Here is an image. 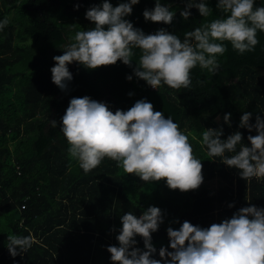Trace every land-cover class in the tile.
Wrapping results in <instances>:
<instances>
[{
    "label": "trees",
    "instance_id": "obj_1",
    "mask_svg": "<svg viewBox=\"0 0 264 264\" xmlns=\"http://www.w3.org/2000/svg\"><path fill=\"white\" fill-rule=\"evenodd\" d=\"M101 2L0 0V21H9L0 31V264H112L107 246H118L120 216L125 212L139 216L149 205L166 213L164 222L152 233L157 249L154 258L160 259L159 248L169 244V226L178 229L187 220L206 228L249 204L264 208V179L245 181L238 170L223 164L222 158L208 156L202 144V133L208 127H222V139L238 130L245 144L249 134H256L238 125L245 111L252 112L250 123H255L257 114L264 119V32L257 31L259 43L254 51L244 54L224 41L227 50L218 56L219 71L210 75L197 65L190 73L191 89L176 90L162 84L156 90L134 75L129 81L125 77L132 74V67L118 60L96 69L69 64L73 79L62 91L51 80L52 57L63 54V46L74 42L77 31L94 27L84 14ZM109 2L116 6L123 0ZM160 2L175 13L172 24L145 21L143 10L152 9L155 0H140L125 19L145 34L163 27L183 40L186 31L222 15L216 0H206L212 15L204 18L191 8L188 20L179 14L184 0ZM74 4L80 5L78 10ZM255 5L264 6V0H255ZM133 51L135 67L140 50ZM85 95L105 102L113 113L126 111L145 98L155 111L171 117L188 135L194 156L201 160L200 187L181 192L170 190L164 180L145 183L108 158L85 174L78 160L68 154L69 145L59 127L69 100ZM228 112L230 126L222 120ZM52 119L57 121L55 128L49 124ZM213 178L221 183L216 191L208 182ZM3 214L7 215L4 222ZM174 220L178 222L170 223ZM113 227L116 231H110ZM29 233L37 242L22 256L11 257L7 236ZM135 239L143 249L142 238Z\"/></svg>",
    "mask_w": 264,
    "mask_h": 264
},
{
    "label": "clouds",
    "instance_id": "obj_2",
    "mask_svg": "<svg viewBox=\"0 0 264 264\" xmlns=\"http://www.w3.org/2000/svg\"><path fill=\"white\" fill-rule=\"evenodd\" d=\"M139 2L123 0L113 6L109 0H102L89 7L84 15L94 27L77 31L74 42L63 46V54L52 57L55 61L50 69L52 82L65 91L73 79L69 64L77 62L86 69H96L119 60L132 67V74L125 77L129 81L134 75L156 90L162 84L176 90L191 89L190 73L197 65L210 75L219 71L218 56L227 50L224 41L244 54L254 51L259 43L257 31L264 32V6H256L255 0H216V9L222 15L186 31L183 40L163 27L145 34L125 19ZM79 6L74 4V10ZM191 8H196L204 18L213 12L206 0H184L179 13L184 20L191 16ZM142 15L145 21L170 25L175 13L169 5L155 0L154 7L145 8ZM8 23L6 18L0 21V31ZM136 48L140 56L133 67ZM230 117V112L224 113V124L231 125ZM251 119L252 112L245 111L238 125L249 133L256 132L247 136V144L238 130L224 139L222 127H208L202 133L208 156L222 158L221 162L238 170L245 181L264 179V119L258 114L255 123H250ZM49 124L57 127L55 119L49 120ZM59 127L69 145L68 154L78 160L85 174L108 158L117 162L126 174H134L145 183L164 180L170 190H197L203 183V165L194 156L188 135L171 117L165 118L161 111H155L145 98L136 100L126 111L117 109L113 113L105 102L87 95L72 97ZM165 215L151 205L139 216L132 212L121 215L118 246H107L112 264H264V208L249 204L206 228L187 220L178 229L169 226L168 247L161 246L160 259H156L152 233L159 229ZM110 231H116L115 227ZM136 236L142 238L143 249L137 246ZM7 240V250L13 258L22 256L37 242L31 233L9 234Z\"/></svg>",
    "mask_w": 264,
    "mask_h": 264
},
{
    "label": "rangeland",
    "instance_id": "obj_3",
    "mask_svg": "<svg viewBox=\"0 0 264 264\" xmlns=\"http://www.w3.org/2000/svg\"><path fill=\"white\" fill-rule=\"evenodd\" d=\"M208 182H209L210 187H211L214 191H216L217 188H218L219 186H221V183L218 182L217 178L210 179ZM5 216H7V215H6V214H3V215L1 216V220H2L3 222H4V220H5ZM105 237H106L107 240L109 239L107 236H105Z\"/></svg>",
    "mask_w": 264,
    "mask_h": 264
}]
</instances>
